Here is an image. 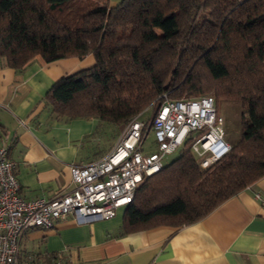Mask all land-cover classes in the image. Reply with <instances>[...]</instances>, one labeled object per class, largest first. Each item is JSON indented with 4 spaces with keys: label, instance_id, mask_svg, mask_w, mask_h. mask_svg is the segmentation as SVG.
Instances as JSON below:
<instances>
[{
    "label": "trees",
    "instance_id": "obj_1",
    "mask_svg": "<svg viewBox=\"0 0 264 264\" xmlns=\"http://www.w3.org/2000/svg\"><path fill=\"white\" fill-rule=\"evenodd\" d=\"M90 54L93 65L47 92L57 117H97L120 131L165 94L213 92L216 105L241 106L230 151L204 167L188 137L139 184L124 231L197 222L264 176V0H0L6 65Z\"/></svg>",
    "mask_w": 264,
    "mask_h": 264
},
{
    "label": "crops",
    "instance_id": "obj_2",
    "mask_svg": "<svg viewBox=\"0 0 264 264\" xmlns=\"http://www.w3.org/2000/svg\"><path fill=\"white\" fill-rule=\"evenodd\" d=\"M94 63L92 54L54 61L37 55L18 71L0 58V147L15 162L25 198L70 190L73 165L103 158L116 145L118 128L97 117H57L47 102L59 78ZM262 197L264 176L197 222L130 232L123 229L125 207L92 222L69 215L51 229L26 231L18 264H264Z\"/></svg>",
    "mask_w": 264,
    "mask_h": 264
},
{
    "label": "built area",
    "instance_id": "obj_3",
    "mask_svg": "<svg viewBox=\"0 0 264 264\" xmlns=\"http://www.w3.org/2000/svg\"><path fill=\"white\" fill-rule=\"evenodd\" d=\"M224 124L214 96L171 99L165 94L153 116H136L123 127L106 156L73 165V187L52 199L25 198L15 162L7 147H0V264H18L21 241L29 229H51L69 215L81 223L115 217L132 202L144 177L160 171L167 155L188 137L204 167L221 159L231 149ZM151 133L153 149L146 145Z\"/></svg>",
    "mask_w": 264,
    "mask_h": 264
},
{
    "label": "rangeland",
    "instance_id": "obj_4",
    "mask_svg": "<svg viewBox=\"0 0 264 264\" xmlns=\"http://www.w3.org/2000/svg\"><path fill=\"white\" fill-rule=\"evenodd\" d=\"M202 95L203 96L204 95H212V96L216 97L213 92H209L207 94H202ZM192 98H194V97H192ZM157 105H158V103L150 106L145 112H143L141 118L143 119V118H147L148 116L149 117L153 116L154 112L157 109ZM217 107H218L219 113L222 114L225 118V124L224 125H225V129H226V139L231 144L233 141H236L238 139L239 134H240V123H241V118H242L240 102L238 100L221 99L217 102ZM122 130H123V128L119 132H117V136H119L117 141L120 138V134H121ZM146 145L150 146L152 149L154 148L152 133L149 135V138L146 141ZM177 155H178V151H175L174 153L168 154L164 160L165 163L171 161ZM197 157L199 159L201 158L198 155H197Z\"/></svg>",
    "mask_w": 264,
    "mask_h": 264
}]
</instances>
